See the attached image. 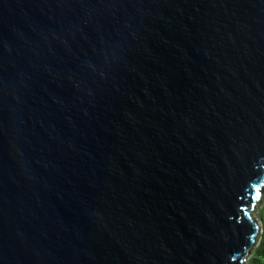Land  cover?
Listing matches in <instances>:
<instances>
[{
  "label": "water",
  "instance_id": "obj_1",
  "mask_svg": "<svg viewBox=\"0 0 264 264\" xmlns=\"http://www.w3.org/2000/svg\"><path fill=\"white\" fill-rule=\"evenodd\" d=\"M263 194L264 0H0V264H245Z\"/></svg>",
  "mask_w": 264,
  "mask_h": 264
},
{
  "label": "trees",
  "instance_id": "obj_2",
  "mask_svg": "<svg viewBox=\"0 0 264 264\" xmlns=\"http://www.w3.org/2000/svg\"><path fill=\"white\" fill-rule=\"evenodd\" d=\"M262 210H264V201L257 211L262 226L259 242L247 257L246 264H264V218L261 215Z\"/></svg>",
  "mask_w": 264,
  "mask_h": 264
},
{
  "label": "rangeland",
  "instance_id": "obj_3",
  "mask_svg": "<svg viewBox=\"0 0 264 264\" xmlns=\"http://www.w3.org/2000/svg\"><path fill=\"white\" fill-rule=\"evenodd\" d=\"M263 201H264V194H263V196L259 199V201H258V203H257V205H256V208L254 209V212H253V216H254V218H255V220H257V221H259V223H258V225L260 226L261 225V222H260V219L258 218V213H257V211L259 210V208H260V206H261V204L263 203ZM261 215H262V217L264 218V210H262L261 211ZM262 227V226H261ZM260 234H261V228H260V231L258 232V234L256 235L257 236V243H256V245L258 244V242H259V238H260ZM256 245H255V247H256ZM254 249V248H253ZM253 249H251V251L253 250ZM247 260V259H246ZM245 264H246V262H245Z\"/></svg>",
  "mask_w": 264,
  "mask_h": 264
},
{
  "label": "bare ground",
  "instance_id": "obj_4",
  "mask_svg": "<svg viewBox=\"0 0 264 264\" xmlns=\"http://www.w3.org/2000/svg\"><path fill=\"white\" fill-rule=\"evenodd\" d=\"M259 201V200H258ZM260 231V228L258 229V231H257V234H258V232ZM257 238V237H256ZM257 240V239H256ZM256 240H255V243H256Z\"/></svg>",
  "mask_w": 264,
  "mask_h": 264
},
{
  "label": "clouds",
  "instance_id": "obj_5",
  "mask_svg": "<svg viewBox=\"0 0 264 264\" xmlns=\"http://www.w3.org/2000/svg\"><path fill=\"white\" fill-rule=\"evenodd\" d=\"M257 203H258V202H257ZM256 243H257V240H256ZM255 245H256V244H255ZM254 247H255V246H254ZM254 247H253V248H254ZM253 248H252V249H253ZM245 262H246V261H245Z\"/></svg>",
  "mask_w": 264,
  "mask_h": 264
}]
</instances>
